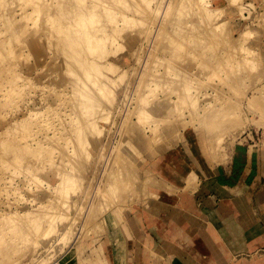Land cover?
I'll return each mask as SVG.
<instances>
[{
    "label": "rangeland",
    "instance_id": "obj_1",
    "mask_svg": "<svg viewBox=\"0 0 264 264\" xmlns=\"http://www.w3.org/2000/svg\"><path fill=\"white\" fill-rule=\"evenodd\" d=\"M58 1L59 0H2V2H0V60H1L0 61V264H55V263L56 264H91V259L95 260L93 261L94 264H121L120 262H118V255H119V250L122 245L121 234H120L121 233L120 229L122 227V224H124L128 230V239L126 242V255L127 256L125 257L126 259L122 261L124 262L123 264H149L145 260L146 258L148 260V256H150V254L154 255L155 248H156L155 245H156V242L158 241L159 243H161L160 241H163L166 243V245H168L167 247H165V250L166 252H168L169 255L173 254V248H172V245H170V243L172 242L170 240L176 243L180 242V244L182 245L183 248H185V250L188 249L187 247L188 239L190 241V238H191V241L193 242L194 241L193 238L200 237V235L202 234V229H203L201 226L197 227L195 225V222L193 221L195 219L193 209L195 208V205H197L194 196L197 193V188H199V186L201 185V182L208 176L210 170L213 169V167L221 163L220 161L221 159H225V160L227 159V157L230 155L232 150L239 143L253 144V143H259V142L264 141V123H263L264 122V116H263L264 115V0H241V2H239L240 0L239 1L233 0L231 1L233 2L231 3V5H230L229 0H207V1L206 0H203V1L202 0H162V1L161 0H151L152 4H150V2H148L147 0H146L147 2H138V3L132 2L133 0L132 1L130 0L129 2H126L125 4L123 1H126V0H122L121 2L120 1L118 2V0L116 2L113 0L111 1L106 0L105 2L103 0L102 1L100 0L98 1L100 3H96L95 5H94V2H92L94 0H90V2H92L93 4L90 2L87 4L89 0L88 1L86 0V2L85 0H81L82 3L80 4H79V0H77L78 4H76L77 3L76 0L75 1L68 0L69 3L75 2L76 4V5L69 4L70 6L67 5L69 8H73V9H70V11L77 9L78 5H81V7L79 6V8L80 9L83 8L82 10H85V12H87L88 10L87 6L89 4L90 5L92 4V7H91L92 9L95 8L96 5H98L96 6L95 9L92 10L94 12L97 8L103 9V10L102 9L96 10L95 18H94L96 22L93 21L90 24L89 31L86 33V36H93V32L95 30H96L95 33L97 35H99V33L101 32L100 34L103 35V38L102 36L100 37V35L99 37L98 36L95 37L96 34L94 33V37L96 39L100 38V42L98 41L97 46H96L97 48L95 47V50L98 53L100 49H102L100 51H103L105 49V51L99 52V53L100 54L103 53V56L105 57L104 52H106L107 53L106 56L108 54L110 56L109 58L107 57L106 59H103L101 58L102 56L99 55V53L98 54L95 53L94 57H92L93 55H89L87 56V59L89 60L91 58L90 60L94 61L99 57L97 63L99 61L102 62L99 65V69H100V66L102 67H105V66L107 67V65L108 67L116 66L114 67L115 68L114 70L117 71V74H118L116 75L117 76L116 77L114 75L116 74V72L114 71L113 73V71H110L109 70L110 68L108 69V67H107V70L110 72L105 70L106 67L105 69L104 68L100 69V72L102 71V69L105 70V72L103 70L104 73L107 72L106 74L101 72L100 76H102L103 78L99 77L100 81L103 80L104 83H107L105 85L109 86V87L104 86L105 88L104 92H106L105 94H107L110 89H112L113 93L110 90L111 94L109 95L110 96L109 98L110 100H109L107 98L104 99L101 96L104 94L102 90H101L102 92L98 90V92L101 94L97 93L96 95L97 98L99 96L98 98L99 102L97 101V103L99 104L101 103V104L97 105L96 103L95 105L96 111L94 110L95 113L93 112V115H95V117L92 114L90 115L89 113L87 114L90 115V117L88 115L86 116L88 117L89 120L95 119V122H96L95 126L96 127L98 126V129L101 127L98 132L101 133V130H102V134L100 135V133L97 132L99 136L96 137V135L93 134L94 132L93 133L92 131L89 132L88 131L89 129L88 130L83 129L84 132L87 131L85 132L86 135L89 132V135H87L86 137L89 143L88 147L91 148L90 149L91 155L88 157L89 159L88 158L87 159L92 161L91 158H94L93 161L89 163L85 155L80 156V161H81L80 164H82V167L84 169L89 168L88 171L85 173L86 177L90 178L91 172L89 170H92L95 168L97 169L96 170L97 172L101 170L100 172L101 178L103 177L104 178L103 180L105 181V177L107 179V177L110 176V173L112 171H117L116 169L117 166H118V170H120L119 168H121L120 167L121 163L123 162V165H125L124 161L125 162L128 161L129 164L130 163L132 164V166L129 165V167L134 168L135 172H137L136 170L140 172V173L138 172L136 173L137 178L140 177L139 179H144L146 178L145 172H151L154 175H156V178L162 179L161 181L164 182V185L171 188L170 193L171 191L173 193L170 194L168 192H164L163 190L161 191L154 190L156 193H158L156 194L158 195L156 196V198L147 196L146 198L144 197L145 199L141 198L137 200V202L134 200L133 203L128 204L129 207L127 206L126 209L122 210L121 217H120L121 220L119 219L117 223L115 224H109V228L107 227L108 229L104 228L105 222L102 223L103 225H99V226H96L94 222L89 223V221H88L89 224H83L82 215L84 214L86 210V208H84V210L82 211L83 213L79 216V218L80 217L81 218L80 219L78 218V220H76V223L71 228L70 234L65 235L64 238L62 235H64L63 232L65 233V231L67 230L66 228L68 226L66 225L69 223L67 222L66 224V220L70 221V218L73 216V212H71V217H69L68 219H65L63 223H61L62 221L59 222L61 225H58L59 223H56L57 221L56 222L53 221L54 223H56L54 225L56 226V229L58 227L57 230L56 229L52 230L54 226L52 229L51 228L49 229L51 225L46 226V225H49V223L46 224L47 217L42 218L44 211L43 213L42 211H39L38 212L39 214L31 213L33 212L31 210H33L37 206L36 202L39 201L38 203H41V202L44 203L46 199H48V196L52 197L50 195L49 185L55 184V182L50 183V176L52 175L54 171L53 169L54 167L51 166L50 168L48 164L50 160H48L47 161L48 163H47L46 162L47 159L42 158L44 156L42 155L44 154V150H42V146L45 147L48 144L46 146L48 147L49 145H51L52 140H53L52 143H56L60 140L59 143H57L59 144L58 146L67 147V145L65 144L66 143L65 138L68 139V137L74 135L72 134V131H68V130H71V127L73 129V126H75V124L77 125L78 123L76 122L77 118L79 119L78 113L75 111V109L74 110L72 109L75 108V106H77V103H79L81 99L79 101L76 100L78 101L76 103L74 102L76 98L71 99V101H69L71 97L72 98L74 97L73 94H74L75 88L71 84L74 81L71 80L72 78H69L72 76L70 75L71 72L68 69L69 63H67L68 62L67 57H65L66 55L62 54V45L60 43L55 42L57 37L55 38L54 33H51L52 28L55 27V26L52 27L53 12L57 11L59 13L58 16H61L59 11H62V10L66 11L67 9H69L66 6L64 7L65 9L62 8V10L59 9L58 11V8L60 6L62 7V5H60L62 1H60V3ZM130 2L135 3V5L133 4L134 6L129 7L131 6ZM160 2L161 4H159ZM236 2H237V6H236ZM56 3L59 5L58 7L56 6ZM102 3H105V4L102 5ZM120 3H122L125 6H123ZM128 3L129 5H127ZM107 4L109 5L110 9L106 8L108 7ZM247 4L248 5L250 4V5L247 6ZM71 5L73 7H71ZM100 5H102V7ZM110 5H112L113 7L111 8ZM2 6H5V8H3ZM85 6L87 10L84 9ZM204 6H207V7H204ZM240 6H241V9H240ZM250 6H252V8ZM45 8L47 9L48 12L46 11ZM80 9L79 11H82ZM43 10L45 13L43 12L41 14L40 12ZM247 10L248 11L251 10L250 15L248 14L249 12H247ZM99 11H100V14H99ZM238 11L242 12V14H240V12ZM66 12L70 13L69 10ZM66 12H64V14L62 13L61 14L69 18L70 16L68 17V14ZM54 13H55L54 15L58 17L57 16L58 13L56 12ZM96 13L99 16L97 18L100 19V16H101L103 21L102 20L99 21L98 19H96ZM44 14L46 15L44 16ZM221 15L222 16L224 15V16L222 17ZM240 15H242L241 17L243 18H241ZM60 18L62 19L64 18V16ZM61 19H58V20H60L61 22L64 21L65 26L68 27L70 25L66 23L65 18H64L65 20H61ZM219 20H221L222 24L223 23L224 24L227 23V24L222 25ZM97 21H99V23L100 22L102 23V24L100 23L101 25V26L99 25L100 27L98 26L99 23H97ZM180 21H182L184 24ZM228 21H229V24H228ZM218 25L219 26L222 25L223 27L224 26L225 27L224 28L222 26L219 27ZM49 26H50V31L47 32L49 29H46V28ZM94 27L97 29H95ZM123 29L125 30L124 34H123ZM221 29L223 31L225 29L224 33ZM175 30H179V31H175ZM90 31H92L91 32L92 35L91 33L89 34ZM116 31L118 33L120 31L122 33H119L118 35H116L117 36L116 37L114 35ZM158 31L160 34H158ZM220 31L222 32V34ZM73 32L76 34L75 31ZM49 33L52 34L51 38H49L50 37ZM218 36L223 39V42L221 41L222 39H220ZM94 37H92L93 41L95 40ZM155 37L156 38L158 37V38L156 39ZM52 38L53 39L55 38V40H53ZM239 39L240 41L242 39L240 43H239ZM226 40H228L229 42ZM172 41L174 43H171ZM5 43L6 45H4ZM172 44L175 46H172ZM167 45H169L170 48ZM63 46L65 45L63 44ZM77 46L76 48L81 47V46L80 47H77ZM115 46L117 49L115 48ZM231 46H232V49H230L231 50L230 52L229 48H231ZM234 46L235 47L237 46V48H235ZM108 49L112 50L114 53L110 50L108 51ZM157 51L159 54L157 53ZM142 52H144L147 55H145L144 53L142 54ZM114 54L116 55L114 56ZM136 54L139 57H136ZM150 54H153V57ZM229 54H231L233 58ZM96 55L97 57L95 59ZM225 56H229L230 59L229 57H225ZM153 58L154 59L156 58L155 60H158V62H156ZM163 58L167 59V61L166 60L164 61ZM139 59L142 60L143 62L140 61ZM149 59L150 61H148ZM152 59L154 61L153 64L151 63L153 62ZM161 59L163 62L161 61ZM134 60H137V61L135 62ZM138 60L142 64L144 63V67H142L143 66L142 64L139 65ZM145 60H146V63H145ZM159 61L161 63H159ZM235 61L236 62L238 61V62L236 63ZM103 62L105 64L107 62L108 63L107 65H105L103 64ZM165 62L167 65H169L170 68L174 67L173 70L175 69V71H177L176 73H180V74L174 73V71H172V68L170 69L168 66H167V69H169L168 71H171V72L165 73V71H167V69L165 68L166 65L163 64ZM148 63H149V66H148ZM158 64H161L160 66H163V67L162 68L159 67ZM154 65L156 68L153 67ZM157 65H158V68H157ZM173 65H176L177 67ZM147 66L149 68H148V71L146 72ZM206 66L208 67L210 66V68H206ZM132 67H134L135 69H131ZM150 67L154 70H151ZM163 68H165V70H163ZM205 68L209 70L207 71ZM237 68H238V71H237ZM139 69L141 70V72L136 73L135 71H140ZM181 69L184 75H182L183 73L181 72ZM224 69L226 70L224 71ZM199 70L201 73L199 72ZM78 71L79 73L77 74ZM78 71L76 72L78 77H84L85 72H87V68L81 67L79 68ZM154 71L155 72L157 71L156 75L158 76H160L159 74L162 73L161 74L162 76L158 78V76L155 75ZM152 72L154 76H152L153 75ZM169 73L171 77H173V75L174 77L176 76L175 80L174 78L170 77ZM140 74H141V77H140ZM163 74H166V76ZM192 75L196 77L194 78ZM142 76H144V78L147 76L148 77L145 78L144 80V78L142 79ZM149 76L150 78L154 77L152 78V80L154 81V85L152 84L153 81H150L151 79L149 78ZM155 76L157 77V80L158 79L160 80L162 78V80H160L161 82L159 80L158 81L155 80L156 79ZM119 77H122V79H120ZM182 77L184 79H182ZM191 77L194 78L195 80L192 79ZM109 78L112 80V83H110L111 81H109L110 80ZM126 78L127 80L124 81ZM148 78L150 79L149 81H148ZM69 79L72 81L71 83ZM165 79L166 81L168 79L169 83L170 82L172 83L173 80L174 81L172 84H169L163 81ZM169 79L171 80L169 81ZM180 79L182 81H180ZM92 80H93L92 78H90L89 80L87 79L84 80L86 82V85H87L86 87H88V89H92L93 87ZM121 80H123V82ZM190 80H194V81L192 82ZM118 81L120 82L118 83ZM144 81H147L149 85ZM186 81H188L189 83L183 84ZM135 82L137 83L140 82L139 83L140 85L136 84ZM149 82L150 83L152 82V83L150 84ZM159 82L161 84L163 83L162 84L163 86H164V83L170 86L167 87L166 85V88H164L165 86L162 88V86L158 84ZM205 82H207L206 84L209 83L207 85V88H209L213 92L206 89ZM117 83L122 84V85L121 86L117 85ZM155 83H157L158 86H156L157 84L155 85ZM136 85H138L139 87L137 88ZM119 86L122 88H120ZM148 87H150L151 89L155 88L156 96H155L154 91L151 92V94L149 93L152 90L148 91L147 89H150ZM215 87L217 88V90L219 88V90L217 91ZM114 88H115V91H113ZM139 88H142V89L140 90ZM138 89L140 92L138 91ZM203 89L208 90V91H204ZM143 90L144 91L146 90L148 94L144 92ZM200 90H203V91L200 93ZM127 91H128V94H127ZM130 91H132L131 94H129ZM198 91L200 94L198 93ZM219 91L220 93H218ZM123 93L125 94V96ZM164 93L166 95L167 101L165 100ZM204 93L208 95L209 98H207ZM157 94H158V97H157ZM193 94L194 96L191 97ZM197 94L200 95V97H198ZM210 94H211V97H210ZM126 95H129V98ZM203 95L207 98V101L205 97L204 99L202 98ZM153 96L155 97L153 98ZM197 97H198L197 100L199 101L194 99ZM79 98L77 97V99ZM145 98H148L147 101L145 100ZM162 98L163 100L160 101V99ZM192 98L193 100H191ZM155 99L156 101H160V103L157 102V105H156ZM202 99L205 101H202ZM130 100H132L131 104H130ZM168 100L169 102L170 101L172 102L169 103ZM122 102L124 104H121ZM110 103H113V104H110ZM122 105H125V106H122ZM147 105H149V107ZM197 105H200V106L198 107ZM204 105L206 107H204ZM96 106L98 108L100 107L99 108L100 110L97 109ZM107 106L109 107L107 108ZM126 106H128L129 108ZM136 106L138 107L136 108ZM142 106H144L145 108L146 106L148 108L150 107L151 108L150 109L146 108L148 111H146L145 108L141 110ZM154 106L157 108L159 107V109L155 108ZM193 106H197L196 108L201 109V110L194 109ZM139 107H141L140 110H138ZM152 107L155 109V111ZM203 108H206V110H204ZM114 110L115 112H113ZM162 110L163 112H161ZM136 111L137 112L139 111V112L137 113ZM158 111H159V116H158ZM103 112L105 113L107 112L109 115L106 114V116H104L105 113L103 114ZM112 112L114 114H112ZM134 112L137 114L136 116L133 115ZM140 112L142 113L145 112V115L147 114L146 117L145 116H143V118L140 117L139 114L142 116V113ZM152 113L155 115H153ZM179 113L183 114V116L179 115ZM70 115L71 117H69ZM148 115L150 116V118H148L149 117ZM199 115L200 116L202 115L204 119L202 118V116L199 117ZM72 116L76 122L75 124H74V121L71 120ZM100 116L101 117L104 116L103 120L105 119L106 122L103 121L100 118ZM151 116L153 120H150ZM86 117L85 119H87ZM96 117L99 119H96ZM106 117H108L107 120H106ZM153 117L156 119V121ZM158 117L161 118L162 121H165V120L169 121V124L168 122H163V123H166V125H169V126L172 125L171 128L173 130L169 128L170 131L168 129L169 131L168 132L167 131L168 126H166L165 124L163 125V123H161L162 121H159L160 119H158ZM146 118H148V120ZM173 118L175 119V122H174L175 124L172 123L174 121ZM189 118L191 119L194 125L192 124ZM202 119H203L202 124L205 121L206 122L208 121L212 125L211 127H209L210 129L207 128L208 126L204 127L203 125L205 124L200 125L201 121L199 120H202ZM140 120H143L142 124H144L143 125L144 129L141 127L142 124H138ZM68 121L70 125H68L69 124ZM182 121H184V123ZM153 122L154 124H157V126L154 125ZM65 123H68V124H65ZM209 123H206V125L210 126ZM235 123L237 127H236V130L234 131ZM61 125L63 129L60 128ZM149 125L155 126L156 130H158L157 132L161 134L163 132V136L164 137L168 136V138L166 139L165 137V140H164L163 139L164 137L160 134L161 141L157 142V146H155L156 144H153L155 143L154 141L151 143L152 140L151 139L149 140V138H147V143L145 144V146H142L141 149H139L134 144L133 140H135L134 138H136L137 135L149 137L148 136L149 134L147 133L149 131V128H148ZM183 125L184 126L186 125V126L183 127ZM198 125H200L201 127H199ZM173 126H176L177 129ZM160 127H162L163 130H161ZM231 127H233L232 128L233 131L231 130ZM67 128L68 130L64 132L63 130H66ZM205 128H207L209 131L206 130ZM212 128L216 130L215 132L216 134L218 133L217 134L218 136H217L213 132V135L219 138L218 140H215L217 141L215 142L216 144L210 142L212 140V137H214L212 134L209 135V132L211 133V130H213ZM56 130L57 131L59 130L58 131L59 135ZM76 131L73 132L75 133V135H77L78 133L79 134L81 133V131L80 132L78 131V133L76 134ZM165 131L168 133L171 132V134H168ZM62 132L63 134H60ZM84 132L81 133V135H84ZM64 133L69 134V135H64ZM176 133H178L179 135H177ZM31 135L34 138V140H31ZM53 135L57 139H55ZM208 135L212 136L211 139L210 138L208 139ZM220 135L222 138L221 140L219 137ZM91 136H93L94 139L91 138ZM48 138L49 139L51 138L52 140L50 139V142H49ZM207 139L210 140L209 141L210 144H207L208 142ZM44 140H47V141H44ZM160 144L163 145L161 146V148H163L161 153H158L157 151L155 152L154 147H156V150H157L158 149L157 147L160 148ZM184 144L186 145V147H184ZM69 145L71 146V144ZM102 145H103V148H101ZM216 145L218 149H215ZM218 145L220 146V149H222L221 153L219 152L220 150H219ZM26 146L28 148L32 147L33 149L32 148L27 149ZM54 146L56 147L55 149H54ZM54 146H52L53 149H51V151L54 150V152H52V154L50 152V155L48 156H51V155L54 156L52 158H54L55 160H58L59 158L61 159V157L63 156L62 155L63 153L61 152L62 148L59 151V149H57V145H54ZM112 146L115 148H113ZM213 146H214L215 151L214 149H212ZM6 147H8V149ZM34 148L35 150L40 149V151L34 152L33 151ZM70 148L71 147L69 148L67 147L66 149H70ZM167 148L169 149L167 150ZM114 150L117 152L119 151V154L115 153ZM38 153L40 154L42 153L41 154L42 156L40 157L39 156L40 154L38 155ZM56 153L59 155H57ZM216 153H219L220 155ZM121 154L123 155V157ZM117 155H121V156H117ZM101 156L103 157L102 159L103 162H101ZM212 156L215 158H213ZM44 157H46V155ZM119 157L122 158L121 161ZM35 159L37 160L36 162H35ZM111 159L114 160V163H113V165H115L114 168H113V165H110L113 162L111 161ZM40 160L43 162H39L40 164H38V161ZM95 160L98 162H101V164L98 162H94ZM213 161H216V162H213ZM85 163L88 164V166H86ZM41 164H43L42 168L44 167V170L46 171V173L45 171L41 170L42 169L40 167ZM75 165H77V163ZM75 165L73 167H75ZM110 166H111V169H110ZM36 167H38L39 169V174H38V170ZM33 168L34 170H32ZM45 168L47 169L49 168L50 172L49 170H46ZM108 169L110 170V172ZM30 170H32L33 173ZM106 171H108L109 175L107 174ZM35 172L38 175L35 174ZM102 173L104 176L102 175ZM105 173L107 175H105ZM32 176L33 178L31 179ZM34 177L35 179L37 177L39 178L38 183L40 186H42L41 184H43L44 182L46 184L40 187L38 183L36 184V182L35 183L33 182L35 180ZM187 179L192 182L187 181V183H185ZM192 179L195 180L194 183ZM40 180H43L41 184H40L41 182ZM84 181H82L83 185L80 184L81 192L77 188V193H80L79 194L80 196H81L82 190L84 188H87V181L86 180ZM189 184L190 185L192 184L195 186L191 185L190 187ZM139 185H140V182H139ZM38 186L39 188H42L40 189V192H37L39 190ZM185 186H187V188L189 187L190 189L189 188L187 189ZM193 187L196 189H194ZM90 188L93 189L92 186ZM192 188L194 189V192L192 191L193 190ZM43 189L47 190V192L49 193H47L46 191H43ZM148 190H151V187H149ZM30 191L35 192V194L34 193L31 194ZM74 193L75 195H78L76 194V192ZM43 194L44 196H42ZM45 194L47 195V197ZM69 194H70L69 196H73L71 198L76 197L73 194V192ZM41 196L43 197V199H41L42 198ZM39 197H40V200L37 199ZM33 200L35 203L33 202ZM85 202H82V203H85ZM53 209H56V208L54 207ZM106 209L108 211L106 210L105 212L100 213L99 214L100 216L99 215L97 216V218L95 219L96 222L99 221L100 218L102 220L103 213L104 215H106V212H109L111 210L109 208H106ZM28 213L29 214L31 213V214L26 215ZM35 215L37 216V218H38V215H42L39 217L41 220L39 218L36 219ZM49 217L48 218L50 220L52 216H49ZM42 219L43 220L45 219V221H42ZM17 223L19 224L17 225ZM38 224L40 225L41 228L39 227ZM35 225L39 227V229L41 230L44 229L42 231L43 233L41 232V230H39L41 233L37 231L41 235L36 232L35 229L37 227ZM42 225L45 228H43ZM89 225H91V227ZM32 228H35V229H32ZM173 228L181 231L179 237H177L176 235L172 236L171 232ZM27 229L32 230V232L34 230V234L31 233L30 230L29 232L25 231ZM76 229L79 231L77 232ZM44 231L46 234H44ZM48 231H50L51 233L53 232V235H51V233ZM54 231L58 232L57 233L58 236L55 235L56 232ZM20 232L22 233L20 234ZM75 232H77L78 234L80 232L82 233H80L79 234L80 236H79ZM84 232H86L88 236L86 233L84 234ZM24 233H27V235H23ZM28 233L30 234V236ZM95 233H96V236H95ZM70 235L72 237H70ZM22 236L23 237L28 236V237L27 238L24 237L22 239L21 238ZM45 237H47L48 241L47 239H45ZM82 237H84L83 238L84 240L82 239ZM41 238H43L42 240L46 241V243L40 240ZM76 238H79L78 241ZM35 239L38 241H36ZM54 239H57L56 242ZM58 239L59 241L64 240L66 243H64V241L59 242ZM70 239H72V242H70L71 241ZM39 241H41V245ZM37 242H39L38 243L39 245L36 244ZM68 242H70V244ZM34 243H35V246H34ZM61 243L62 245L64 244L63 245L64 248L62 246L58 248H60L62 252H60V249L57 248V246H60ZM67 243L69 244V246ZM65 245L68 247L66 248ZM48 246H50V248ZM52 249L54 253L52 252ZM57 249L59 250L60 253L58 252ZM160 249L162 250V247ZM174 251L176 255L179 257H181L182 256L181 254L185 252L181 250L179 247L178 249L175 247ZM50 252L55 254V256H53L52 253L50 254ZM184 255H187V254L184 253ZM50 256L54 257V258L51 257L53 260L50 258ZM48 258H50L49 259L51 260L50 262H46V259ZM231 264H236V262H233ZM243 264H251V263L245 262Z\"/></svg>",
    "mask_w": 264,
    "mask_h": 264
},
{
    "label": "bare ground",
    "instance_id": "obj_2",
    "mask_svg": "<svg viewBox=\"0 0 264 264\" xmlns=\"http://www.w3.org/2000/svg\"><path fill=\"white\" fill-rule=\"evenodd\" d=\"M60 1H62L61 3H60ZM66 1H68V0H66ZM65 0H59L58 2L60 3V5H62V7L60 6L59 8H58V11H59V9L60 10H62V8H64V7H66L67 5H69V4H74V5H76V4H78V2H77V0H76V4H75V2L74 3H69V1L68 2H66ZM72 1V0H71ZM73 1H75V0H73ZM88 1V0H87ZM98 1H100V0H94V1H92V2H94V5L96 4V3H100V2H98ZM102 1V0H101ZM104 2L106 1V0H103ZM111 1V0H110ZM113 1H117V0H113ZM121 2L122 0H118V2ZM130 0H126V1H123L124 2V4L126 3V2H129ZM132 1V0H131ZM148 2H150V4H152V1L151 0H147ZM146 0H133L132 2H147ZM162 1V0H161ZM203 1V0H202ZM207 1V0H206ZM205 1V2H206ZM230 1V5H231V3H233V2H231V1H233V0H229ZM235 1H237V0H235ZM234 1V2H235ZM239 1V0H238ZM0 2H2V0H0ZM22 2V1H21ZM57 2V3H58ZM85 2H86V0H85ZM84 2V3H85ZM90 2V0L87 2V4ZM92 2H90V3H92ZM117 2V3H118ZM239 2H241V0L239 1ZM56 3V6L58 7L59 5ZM80 3H82V1L81 0H79V4ZM108 3V2H107ZM116 3V4H117ZM131 3V2H130ZM203 3V2H202ZM86 4V3H85ZM93 4V3H92ZM92 4L90 5H88L87 6V9H86V6H85V8L84 9H86L87 10V12H85V10H82V9H80L79 8V6L81 7V5H78V8L80 9V10H82V11H79V9L77 8V9H75V10H71V11H73V12H75V13H73V12H71L70 11V9H73V8H69L68 6H67V8H69V9H67L66 11H68L69 10V12L70 13H67L66 11H64V10H62V11H59L60 12V15L61 16H58L59 15V13L57 12V11H54V12H56V13H58L57 14V16L58 17H56V15H54L55 13L53 12V14H52V16H53V23H52V27L53 26H55V27H53L52 28V32L51 33H54V35H55V38H56V40H55V38L53 39V40H55V42L56 43H60L61 45H62V54L63 55H66L65 57H67V63H69V65H68V69H69V71L71 72V76L72 77H69V78H72L71 80L72 81H74L73 83H71L72 81L70 80V83L72 84V86L75 88H73L74 89V94H73V98L71 97H69L70 98V100L69 101H71V99H74V98H76L75 99V103L76 102H78L80 99V102L79 103H77V106H75V108H73L72 110H74L75 109V111L78 113V117H79V119L77 118V120H79V121H77L76 120V122H78L77 123V125L75 124L76 122H75V120H74V118H73V116H75V115H73L72 116V119L71 120H73L74 121V124H75V126H73V129H72V127H71V130H68V128L66 129V130H63L64 132L65 131H72V134H74L73 136H70V137H68V139L67 138H65V140H66V145H67V147L69 148V147H71L70 149H66L67 147H65V146H58L59 144H57V143H59V141L58 140H56V141H58V142H56V143H52L53 142V136L50 138L51 140H52V142H51V145H49L48 147H44V146H42V150H44V154H42V155H46V157H42V158H46L47 160H46V162L48 161V160H50L49 161V166H50V168H51V166L52 167H54L53 169H54V171H53V173H52V175L50 176V183H52V182H55V184L54 185H49V189H50V195L52 196V197H50V196H48V199H46V201L44 202V203H38V202H36V207L33 209V210H31V211H33V212H31V213H37V214H39L38 212L39 211H42V213H43V211H44V214H43V216L42 215H38V218L40 217V216H42V218H46L47 217V219H46V221H47V223L46 224H48L49 223V225H46V226H50L49 227V229L51 228H53V226L56 224V223H59V222H61V223H63V221L65 220V219H68L69 217H71V212H73V216L70 218V221L68 220H66V224H67V222H69L66 226H68L66 229V231H65V233L63 232V234L64 235H62L63 236V238H64V236L65 235H69L70 234V231H71V228L74 226V224L76 223V220H78V218H79V216L83 213L82 211L84 210V208H86V210H85V212H84V214L82 215L83 216V224H89V223H93L94 222V224L96 225V226H99V225H103L102 223L103 222H105L104 224H105V227L104 228H109V224H115V223H117V221L120 219L121 220V212H122V210H124V209H126L127 208V206H128V204H130V203H133L134 202V200L137 202V200H139V199H141V198H146L147 196H149V197H154V198H156V196H158V195H156V194H158V193H156L154 190H158V191H161V190H163L164 192H168V193H170V189L171 188H169V187H167V186H165L164 185V182L163 181H161L162 179H159V178H156V175H154L153 173H151V172H145V177L146 178H144V179H139L140 177H138L137 178V176H136V173L138 172V173H140L138 170H136L137 172H135V169L134 168H132V167H129V165H131L132 166V164L130 163H128V161H124V163H125V165H123V162L121 163V165H120V167L121 168H119L120 170H118V166L116 167V169H117V171H112L111 173H110V176L109 177H107V179H106V177H105V181L103 180L104 178L102 177L101 178V175H100V172H101V170L99 171V172H97L96 170L97 169H95L94 167V169H92V170H89L91 173V176H90V178L89 177H86V172L88 171V169L87 168H83L82 167V164H80V156H86V159L91 155V152H90V149L91 148H89L88 147V145H89V143H88V140H87V135H89V132L90 131H92V133L93 134H95L96 135V137H98L99 136V134H97V132L99 131V129L101 128H99L98 129V126L96 127L95 126V124H96V122H95V119L94 120H89L88 119V117H86L88 114L87 113H89L90 115L92 114L93 115V112L95 113V105H96V103H97V101L99 102V100H98V98H99V96H98V98H97V93H99L98 92V90L99 91H103L104 92V90H105V88H104V86H106L105 84H107V83H104V81L102 82V81H100L99 80V77H102V76H100L101 75V72L102 73H104L105 72V70L106 71H108L107 70V67H108V65H107V63L105 64L104 62H103V64H105V65H107V67H106V69H105V67H102V66H100V69L101 68H104V69H102V71L100 72V69H99V65H100V63H102V62H98L97 63V61H98V59H99V57L96 59V57H97V55L95 56V59L96 60H88L87 59V56H89V55H93L92 57H94V54L96 53V54H98L99 52H103V51H105V49L103 50V51H100V50H102V49H100L99 51H98V53H97V51L95 50V47L97 46V43H98V41L100 42V38H98V39H96L95 37L96 36H98L99 37V35H100V37L102 36V38H103V35L102 34H100L99 33V35H97L96 33H95V31L93 32V36H86V33L89 31V27H90V24L93 22V21H95L96 22V20L94 19L95 18V12H96V10H98V9H102V8H97L96 10H95V12L94 11H92L93 9H95L96 8V6H98V5H96L95 6V8H91L92 7ZM103 4H105V3H102V5ZM119 4V3H118ZM120 4H122V3H120ZM135 5V3H131V6H129V7H132V6H134ZM146 4V3H145ZM149 4V5H150ZM158 4V3H157ZM159 4H161V2L159 3ZM158 4V5H159ZM201 4V3H200ZM199 4V5H200ZM210 4V3H209ZM242 4V3H241ZM240 4V5H241ZM244 4V3H243ZM55 5V4H54ZM93 5V6H94ZM102 5H100L101 7H102ZM108 5V4H107ZM123 5V4H122ZM127 5H129V3L127 4ZM207 5V4H206ZM229 5V4H228ZM233 5V4H232ZM235 5V4H234ZM250 5V4H249ZM248 4H247V6H249ZM56 6H55V8H56ZM70 6V5H69ZM84 6V5H83ZM111 6V8L113 7L112 5H110ZM123 6H125V5H123ZM146 6V5H145ZM148 6V5H147ZM208 6V5H207ZM207 6H204V7H207ZM236 6H237V2H236ZM3 8H5V6H2ZM7 7V6H6ZM71 7H73L72 5H71ZM106 7V6H105ZM151 7V6H150ZM163 7V6H162ZM165 7V6H164ZM199 7H201V6H199ZM202 7H203V5H202ZM209 7V6H208ZM229 7V6H228ZM235 7V6H234ZM251 8H252V6H250ZM75 8H76V6H75ZM104 8V7H103ZM107 9H110L109 8V5H108V7H106ZM147 8V7H146ZM160 8V7H159ZM245 8V7H244ZM46 9V8H45ZM44 9V10H45ZM65 9V8H64ZM157 9V8H156ZM204 9V8H203ZM232 9V8H231ZM240 9H241V6H240ZM44 10L43 11H41L40 13L42 14L43 12H44ZM49 10V9H48ZM77 10H78V12H77ZM103 10V9H102ZM106 10V9H105ZM104 10V11H105ZM153 10V9H152ZM151 10V11H152ZM160 10V9H159ZM237 10H239V9H237ZM46 11H47V9H46ZM66 12L67 14H68V17L69 18H67V16L65 17V15H62V14H64V12ZM245 11V10H244ZM251 11V10H250ZM250 11H248L247 10V12H249L248 14L250 15ZM48 12V11H47ZM52 12V11H51ZM50 12V13H51ZM63 12V13H62ZM156 12H157V10H156ZM155 12V13H156ZM205 12H207V11H205ZM220 12V11H219ZM238 12H240V11H238ZM39 13V14H40ZM45 13V12H44ZM62 13V14H61ZM74 14V16H73V14ZM134 13V12H133ZM137 13V12H136ZM224 13V12H223ZM235 13V12H234ZM47 14V13H46ZM46 14H44V16L46 15ZM49 14V13H48ZM99 14H100V11H99ZM145 14V13H144ZM147 14V13H146ZM164 14V13H163ZM207 14V13H206ZM213 14V13H212ZM240 14H242V12H240ZM155 15V14H154ZM153 15V16H154ZM211 15V14H210ZM210 15H208V16H210ZM215 15H216V13H215ZM248 15V16H249ZM40 16H42V15H40ZM48 16V15H47ZM55 16V17H54ZM62 16H64V18L66 19H64V18H60V17H62ZM73 16V17H72ZM92 16H93V18H92ZM213 16V15H212ZM222 16V15H221ZM224 16V15H223ZM222 16V17H223ZM242 15H240V17H241ZM97 17H99L98 16V14L96 13V19H98ZM221 17V18H222ZM251 17H252V15H251ZM54 18H56V19H54ZM61 19V20H65L66 21V23H68V24H70L68 27L67 26H65L64 24H65V22L64 21H60V20H58V19ZM214 18V17H213ZM220 18V17H219ZM241 18H243V17H241ZM249 18V17H248ZM255 18H256V16H255ZM209 19V18H208ZM223 19V18H222ZM252 19V18H251ZM99 21H103V19L101 18V16H100V19H98ZM243 20V19H242ZM253 20H254V18H253ZM258 20V19H257ZM99 21H97V23H99ZM212 21V20H211ZM220 21V23H221V20H219ZM239 21V20H238ZM180 22H182V21H180ZM179 22V23H180ZM224 22V21H223ZM227 22V21H226ZM101 23V22H100ZM100 23L98 24V26L100 25ZM183 23V22H182ZM219 23V22H218ZM217 23V24H218ZM67 24V25H68ZM102 24V23H101ZM177 24H178V22H177ZM184 24V23H183ZM222 24V23H221ZM227 24V23H226ZM226 24H222V25H226ZM228 24H229V21H228ZM242 24V23H241ZM256 24V23H255ZM222 25H218L219 27H221ZM101 26V25H100ZM99 26V27H100ZM156 26H157V24H156ZM200 26V25H199ZM215 26V25H214ZM217 26V25H216ZM120 27V26H119ZM179 27H180V25H179ZM213 27V26H212ZM218 27V28H219ZM223 27V26H222ZM225 27V26H224ZM223 27V28H224ZM258 27V26H257ZM46 28V27H45ZM45 28H44V30H45ZM95 28V27H94ZM121 28V27H120ZM123 28H124V26H123ZM128 28V27H127ZM211 28V27H210ZM216 28V27H215ZM217 28V29H218ZM46 29H49L47 32H49L50 31V26L49 27H47ZM95 29H97V28H95ZM226 29V28H225ZM225 29H224V31H225ZM247 29V28H246ZM43 30V29H42ZM41 30V31H42ZM92 30V29H91ZM94 30V29H93ZM117 30H119V29H117ZM179 30H181V29H179ZM179 30H175V31H179ZM183 30V29H182ZM222 30V29H221ZM73 31H75L76 32V34L73 32ZM122 31V30H121ZM124 29H123V34H124ZM208 31V30H207ZM218 31V30H217ZM223 31V30H222ZM224 31H223V33H224ZM44 32V31H43ZM46 32V31H45ZM92 31H90L89 32V34L91 33ZM97 32H99V31H97ZM212 32V31H211ZM216 32V31H215ZM221 32V31H220ZM245 32V31H244ZM251 32V31H250ZM94 33L96 34L95 35V37H94ZM119 33H122V32H120L119 31ZM117 31H116V33L114 34L115 36L116 35H118L119 34ZM150 33V32H149ZM174 33H176V32H174ZM226 33V32H225ZM246 33V32H245ZM122 34V35H123ZM158 34H160L159 33V31H158ZM181 34V33H180ZM221 34H222V32H221ZM231 34V33H230ZM242 34V33H241ZM51 35L52 34H50L49 33V38H51ZM53 35V36H54ZM88 35V34H87ZM91 35H92V33H91ZM121 35V36H122ZM148 35V34H147ZM179 35V34H178ZM206 35V34H205ZM213 35V34H212ZM217 35H219V34H217ZM245 35V34H244ZM46 36H48V35H46ZM120 36V35H119ZM158 36V35H157ZM174 36V35H173ZM223 36V35H222ZM226 36H227V34H226ZM225 36V37H226ZM40 37V36H39ZM45 37V36H44ZM92 37H94L95 38V40L93 41V39H92ZM117 37V36H116ZM148 37V36H147ZM153 37V36H152ZM172 37V36H171ZM201 37V36H200ZM215 37H216V35H215ZM219 37V36H218ZM240 37V36H239ZM37 38V37H36ZM156 38V37H155ZM158 38V37H157ZM156 38V39H157ZM204 38V37H203ZM220 39H222L221 37H219ZM224 38V37H223ZM227 38H228V36H227ZM230 38V37H229ZM244 38V37H243ZM45 39H47V38H45ZM152 39V38H151ZM154 39V38H153ZM205 39V38H204ZM237 39V38H236ZM236 39H235V41H236ZM123 40V39H122ZM170 40H172V39H170ZM234 40V39H233ZM232 40V41H233ZM238 40V39H237ZM101 41H102V39H101ZM169 41V40H168ZM222 42H223V39L221 40ZM226 41H228V40H226ZM241 41H242V39H241ZM240 41V39H239V43L241 42ZM65 42V43H64ZM155 42V41H154ZM225 42V41H224ZM229 42V41H228ZM234 42V41H233ZM114 43V42H113ZM117 43V42H116ZM171 43H174L173 41L171 42ZM175 43H177V42H175ZM201 43V42H200ZM63 44L65 45V46H63ZM115 44V43H114ZM233 44V43H232ZM244 44V43H243ZM4 45H6V43L4 44ZM77 45H79V46H77V47H80V48H76V46ZM99 45V44H98ZM171 45V44H170ZM204 45H205V43H204ZM240 45V44H239ZM119 46V45H118ZM117 46V47H118ZM167 46H169V45H167ZM172 46H175V45H173L172 44ZM246 46V45H245ZM113 47V46H112ZM122 47V46H121ZM124 47V46H123ZM202 47V46H201ZM235 47V46H234ZM97 48V47H96ZM115 48H116V46H115ZM119 48V47H118ZM168 48V47H167ZM169 48H170V46H169ZM203 48V47H202ZM235 48H237V46L235 47ZM111 49V48H110ZM110 49H108V51L110 50ZM117 49V48H116ZM116 49H114V50H116ZM122 49V48H121ZM230 49H232V46H231V48H229V50ZM244 49H246V48H244ZM95 50V51H94ZM126 50V49H125ZM142 50V49H141ZM236 50V49H235ZM241 50V49H240ZM110 51H112V50H110ZM121 51V50H120ZM123 51H124V49H123ZM127 51V50H126ZM143 51V50H142ZM156 51V50H155ZM154 51V52H155ZM237 51H239V50H237ZM245 51V50H244ZM113 52V51H112ZM122 52V51H121ZM137 52V51H136ZM148 52V51H147ZM150 52V51H149ZM230 52H231V50H230ZM246 52V51H245ZM105 53V57L103 56V53L102 54H100L99 53V55H101L102 57L101 58H103V59H106L107 57L109 58V54L106 56V52H104ZM109 53V52H108ZM114 53V52H113ZM120 53V52H119ZM123 53V52H122ZM128 53V52H127ZM144 52H142V54H143ZM156 53V52H155ZM154 53V54H155ZM157 53H158V51H157ZM116 54H118V53H116ZM116 54H114V56L116 55ZM133 54V53H132ZM138 54H140V53H138ZM145 54V53H144ZM159 54V53H158ZM226 54V53H225ZM234 54V53H233ZM61 55V54H60ZM98 55V56H99ZM112 55V54H111ZM129 55V54H128ZM145 55H147V54H145ZM149 55V54H148ZM150 55H152V57H153V54H150ZM186 55V54H185ZM228 55V54H227ZM230 56H231V54H229ZM156 56H157V54H156ZM155 56V57H156ZM164 56V55H163ZM63 57V56H62ZM117 57V56H116ZM136 57H139V56H137V54H136ZM141 57V56H140ZM151 57V58H152ZM161 57V56H160ZM225 57H229V56H225ZM232 57V56H231ZM240 57V56H239ZM64 58V57H63ZM115 58V57H114ZM158 58H159V56H158ZM233 58V57H232ZM103 59H101V60H103ZM145 59H147V58H145ZM154 59V58H153ZM153 59H152V61H153ZM156 59V58H155ZM154 59V60H155ZM164 59V58H163ZM226 59V58H225ZM229 59H230V57H229ZM228 59V60H229ZM65 60V59H64ZM140 60V59H139ZM139 60H138V63H139V65L140 64H142L141 62H139ZM142 60H143V58H142ZM142 60H140V61H142ZM167 61V59H164V61ZM223 60V59H222ZM233 60V59H232ZM1 61V60H0ZM63 61V60H62ZM66 61V60H65ZM107 61V60H106ZM105 61V62H106ZM135 62L137 61V60H134ZM148 61H150V59L148 60ZM147 61V62H148ZM156 62H158V60H155ZM161 61H162V59H161ZM219 61V60H218ZM230 61V60H229ZM143 62V61H142ZM163 62V61H162ZM169 62V61H168ZM225 62V61H224ZM236 62V61H235ZM238 62V61H237ZM236 62V63H237ZM145 63H146V60H145ZM152 64L154 63V61L153 62H151ZM159 63H161L160 61H159ZM151 64V65H152ZM163 64H165L166 65V69H167V66L169 67V65H167L166 64V62L165 63H163ZM209 64V63H208ZM225 64V63H224ZM240 64V63H239ZM66 65V64H65ZM112 65V64H111ZM137 65V64H136ZM143 66L142 67H144V63L142 64ZM156 65V64H155ZM155 65L153 66V67H155ZM159 65V67H163V66H160L161 64H158ZM158 65H157V68H158ZM171 65V64H170ZM227 65V64H226ZM231 65V64H230ZM67 66V65H66ZM104 66V65H103ZM138 66V65H137ZM145 66H146V64H145ZM148 66H149V63H148ZM147 66V70H146V72L148 71V67ZM173 66H175V67H177L176 65H173ZM229 66V65H228ZM233 66V65H232ZM81 67H86L87 68V72H85V74H84V77H78V73H79V68H81ZM114 67H116V66H110V67H108V69L110 70V71H113V73H114ZM139 67H141V66H139ZM156 68V67H155ZM161 68H159V69H161ZM165 68H163V70H165ZM170 68V67H169ZM172 68V67H171ZM170 68V69H171ZM174 68V67H173ZM173 68H172V71H174V73H176L177 71H175V69L173 70ZM206 68H210V66L208 67V66H206ZM205 68V69H206ZM218 68V67H217ZM131 69H135L134 67H132ZM141 69V68H140ZM139 69V70H140ZM150 69L151 70H154V69H152L151 67H150ZM204 69V70H205ZM231 69V68H230ZM239 69H240V67H239ZM245 69V68H244ZM103 70H104V72H103ZM126 70V69H125ZM137 70V69H136ZM143 70V69H142ZM150 70V71H151ZM157 70V69H156ZM169 69H167V71H165V73L166 72H171V71H168ZM177 70V69H176ZM207 70V69H206ZM209 70V69H208ZM207 70V71H208ZM217 70V69H216ZM219 70V69H218ZM220 70H221V68H220ZM226 69H224V71H225ZM78 71V72H77ZM110 71H108V72H110ZM127 71V70H126ZM133 71V70H132ZM158 71V70H157ZM156 71V72H157ZM187 71V70H186ZM185 71V72H186ZM202 71V70H201ZM237 71H238V68H237ZM76 72H77V74H76ZM116 72V74H114L115 76L116 75H118L117 74V71H115ZM125 72V71H124ZM136 73H138V72H141V70L140 71H135ZM134 72V73H135ZM145 72V73H146ZM155 72V71H154ZM155 72V75L157 74ZM181 72L183 73V71H182V69H181ZM199 72H200V70H199ZM198 72V73H199ZM204 72V71H203ZM218 72V71H217ZM222 72V71H221ZM107 73V72H106ZM106 73H104V74H106ZM118 73H119V71H118ZM143 73V72H142ZM188 73V72H187ZM197 73V74H198ZM201 73V72H200ZM109 74V73H108ZM128 74H130V73H128ZM132 74V73H131ZM144 74V73H143ZM142 74V75H143ZM151 74V73H150ZM152 74H153V72H152ZM159 74V73H158ZM162 74V73H161ZM161 74H159L160 76H162ZM176 74H180V73H176ZM175 74V75H176ZM194 74H195V72H194ZM204 74H206V73H204ZM212 74V73H211ZM215 74V73H214ZM218 74V73H217ZM83 75V74H82ZM103 75V74H102ZM126 75V74H125ZM133 75V74H132ZM132 75H130V76H132ZM137 75V74H136ZM146 75V74H145ZM144 75V76H145ZM148 75H149V73H148ZM163 75H165L166 76V74H163ZM168 75V74H167ZM169 75H170V73H169ZM182 75H184V73L182 74ZM187 75V74H186ZM190 75V74H189ZM200 75V74H199ZM207 75H208V73H207ZM106 76V75H105ZM120 76H122V75H120ZM144 76H142V79L144 78ZM152 76H154V74L152 75ZM156 76H158V75H156ZM155 76V77H156ZM160 76H158V78H160ZM193 76V75H192ZM117 77V76H116ZM128 77V76H127ZM136 77V76H135ZM140 77H141V74H140ZM148 77V76H147ZM147 77H145V78H147ZM170 77H171V75H170ZM169 77V78H170ZM194 77V76H193ZM196 77V76H195ZM194 77V78H195ZM197 77H198V75H197ZM90 78H92L93 80V87H92V89H88V87H86L87 85H86V82L84 81L85 79H87V80H89ZM103 78V77H102ZM106 78V77H105ZM120 79H122V77H119ZM125 78V77H124ZM129 78V77H128ZM131 78V77H130ZM145 78H144V80H145ZM149 78H150V76H149ZM148 78V81L150 80V81H153L152 80V78H154V77H151L150 79ZM166 78V77H165ZM171 78H174V80H175V78H176V76L174 77V75H173V77H171ZM190 78V77H189ZM192 78V77H191ZM194 78H192V79H194ZM101 79V78H100ZM110 79V78H109ZM111 79H112V77H111ZM109 80V81H111L110 83H112V80ZM116 79V78H115ZM119 79V80H120ZM136 79V78H135ZM164 79V78H163ZM182 79H184L183 77H182ZM188 79V78H187ZM198 79V78H197ZM196 79V80H197ZM105 80V79H104ZM107 80V79H106ZM114 80V79H113ZM127 80V78L124 80V81H126ZM129 80V79H128ZM139 80V79H138ZM141 80V79H140ZM155 80H157V77H156V79ZM159 80V79H158ZM157 80V81H158ZM160 80H162V78L160 79ZM159 80V81H160ZM171 79H169V81H170ZM173 80V81H174ZM176 80H178V79H176ZM195 80V79H194ZM194 80H190V81H194ZM245 80V79H244ZM116 81V80H115ZM122 82H123V80H121ZM133 81V80H132ZM136 81V80H135ZM164 82H166V83H169L168 82V79H167V81H166V79L165 80H163ZM173 81H172V83H173ZM180 81H182L181 79H180ZM185 81V80H184ZM189 81V80H188ZM188 81H186L185 83H183V84H188L189 82ZM201 81V80H200ZM203 81V80H202ZM221 81V80H220ZM106 82H108V81H106ZM120 81H118V83H119ZM138 82V81H137ZM137 82H135L136 84H138V85H140L139 83H137ZM144 82H146L147 84H148V82L147 81H144ZM161 82V81H160ZM158 83V84H160L161 86H162V88L164 87V88H166V85L167 84H165L164 83V86L161 84V83ZM197 82H199V81H197ZM115 83V82H114ZM117 83V85H122V84H118ZM141 83H143V82H141ZM150 83V82H149ZM152 83V82H151ZM150 83V84H151ZM171 82L169 83V84H172ZM207 82H205V85H206V89H208V90H210L209 88H207V85L209 84H206ZM129 84H130V82H129ZM153 85H154V81H153V83H152ZM157 83H155V85H156ZM158 84L156 85V86H158ZM199 84V83H198ZM92 85H90V86H92ZM115 85V84H114ZM127 85V84H126ZM125 85V86H126ZM138 85H136L137 86V88L139 87ZM142 85V84H141ZM149 85V84H148ZM204 85V84H203ZM110 86H111V84H110ZM119 86V87H120ZM125 86H123V87H125ZM135 86V87H136ZM144 86V85H143ZM170 85H167V87H169ZM200 86H201V84H200ZM216 86V85H215ZM106 87H109V86H106ZM113 87V86H112ZM116 87V86H115ZM119 87H117V88H119ZM128 87H130V86H128ZM141 87V86H140ZM153 87V86H152ZM155 87V86H154ZM205 87V86H204ZM120 88H122V87H120ZM127 88V87H126ZM143 88V87H142ZM142 88H139L140 90L142 89ZM145 88H146V86H145ZM148 88H150V87H148ZM195 88V87H194ZM198 88H199V86H198ZM202 88V87H201ZM200 88V89H201ZM110 89V88H109ZM109 89H107V90H109ZM128 89H130V88H128ZM127 89V90H128ZM139 89H138V91H139ZM144 89V88H143ZM214 89V88H213ZM215 89L217 90V88L215 87ZM92 90V91H91ZM111 90V92H112V89H110ZM110 90H109V94L107 93V94H105L106 92H104V94L103 95H101L104 99L105 98H107V99H109L110 98V94H111V92H110ZM132 90V89H131ZM148 91L149 90H152V91H150L149 93L151 94V92H153L154 91V93H155V96H156V92H155V88H153V89H147ZM198 90V89H197ZM197 90H195V91H197ZM204 90V89H203ZM203 90H200V93L203 91ZM208 90H204V91H208ZM218 90H219V88H218ZM217 90V91H218ZM101 91V92H102ZM113 91H115V88H114V90ZM126 91V90H125ZM135 91V90H134ZM137 91V90H136ZM137 91V92H138ZM144 91V90H143ZM194 91V90H193ZM192 91V92H193ZM211 92H213L212 90H210ZM215 91V90H214ZM75 92H76V94H75ZM131 92L132 91H130L129 92V94H131ZM140 92V91H139ZM144 92H146V90L144 91ZM222 92V91H221ZM73 93V92H72ZM113 93V92H112ZM147 93V92H146ZM154 93H152V94H154ZM198 93H199V91H198ZM199 93V94H200ZM207 93V92H206ZM215 93V92H214ZM217 93V92H216ZM218 93H220V91L218 92ZM254 93V92H253ZM99 94H101V93H99ZM124 94V93H123ZM127 94H128V91H127ZM148 94V93H147ZM159 94H160V92H159ZM192 94V93H191ZM191 94H189V95H191ZM205 94V93H204ZM212 94V93H211ZM211 94H210V97H211ZM72 95V94H71ZM70 95V96H71ZM161 95H162V93H161ZM164 95H165V93H164ZM198 95V94H197ZM206 95V94H205ZM215 95V94H214ZM217 95H219V94H217ZM257 95V94H256ZM124 96H125V94H124ZM126 96H128V98H129V95H126ZM132 96V95H131ZM133 96H135V95H133ZM140 96V95H139ZM155 96H153V98L155 97ZM194 96V94L191 96V97H193ZM77 97L79 98V99H77ZM123 97V96H122ZM145 97V96H144ZM157 97H158V94H157ZM198 97H200V95H198ZM198 97L197 98H194V99H198ZM204 95L202 96V98L204 99ZM206 97L207 98H209L208 97V95H206ZM205 97V98H206ZM101 98V97H100ZM127 98V99H128ZM139 98H141V97H139ZM169 98V97H168ZM207 98H206V101H207ZM123 99V98H122ZM126 99V100H127ZM131 99V98H130ZM141 99H143V98H141ZM147 99L148 98H145V100L147 101ZM157 99V98H156ZM156 99H155V101H156ZM171 99V98H170ZM190 99V98H189ZM202 99V101H205V100H203ZM252 99H254V98H252ZM76 100H78V101H76ZM110 100V99H109ZM132 100H133V98H132ZM132 100H130V104H131V102H132ZM144 100V101H145ZM161 100H163V98L162 99H160V101ZM165 100L167 101V98H166V95H165ZM191 100H193V98L191 99ZM108 101V100H107ZM114 101V100H113ZM116 101V100H115ZM122 101V100H121ZM120 101V102H121ZM143 101V100H142ZM160 101H156L155 103H156V105H157V102H159L160 103ZM197 101H199V100H197ZM110 102V101H109ZM127 102V101H126ZM125 102V103H126ZM168 102H169V100H168ZM172 101H170L169 103H171ZM194 102H195V100H194ZM114 103V102H113ZM113 103H110V104H113ZM198 103V102H197ZM196 103V104H197ZM99 103H97V105H98ZM101 104V103H100ZM99 104V105H100ZM121 104H124L123 102L121 103ZM167 104V103H166ZM207 104V103H206ZM76 105V104H75ZM119 105V104H118ZM126 105V104H125ZM125 105H122V106H125ZM140 105V104H139ZM153 105V104H152ZM111 106V105H110ZM148 107H149V105H147ZM146 106V108H148ZM151 106V105H150ZM160 106V105H159ZM163 106V105H162ZM198 107L200 106V105H197ZM197 106H193V108L194 109H197V110H201V109H198V108H196ZM262 106V105H261ZM72 107V106H71ZM97 107V106H96ZM109 106H107V108H108ZM126 107H128V106H126ZM138 106H136V108H137ZM155 107V106H154ZM161 107V106H160ZM202 107V106H201ZM204 107H206L205 105H204ZM259 107H260V105H259ZM100 108V107H99ZM98 107H97V109H99ZM102 108V107H101ZM112 108V107H111ZM111 108H109V109H111ZM129 108V107H128ZM140 108L141 107H139L138 108V110H140ZM143 108H145L144 106H142V108H141V110L143 109ZM145 108V109H146ZM151 108V107H150ZM150 108H148V109H150ZM153 108V107H152ZM155 108H157V107H155ZM103 109V108H102ZM125 109V108H124ZM135 109V108H134ZM154 109V108H153ZM157 109H159V107L157 108ZM156 109V110H157ZM204 110H206V108H203ZM95 110V111H94ZM100 110V109H99ZM106 110V109H105ZM128 110V109H127ZM197 110H195V111H197ZM98 111V110H97ZM107 111V110H106ZM146 111H148L147 109H146ZM149 111H151V110H149ZM154 111H155V109H154ZM72 112V111H71ZM100 112H102V111H100ZM108 112V111H107ZM105 113V112H103V114H104V116H106V114H108V113ZM113 112H115V110L113 111ZM112 112V114H114ZM118 112V111H117ZM129 112V111H128ZM128 112H126V113H128ZM137 112V111H136ZM139 112V111H138ZM137 112V113H138ZM143 112V111H142ZM142 112H140V113H142ZM161 112H163V110L161 111ZM205 112V111H204ZM76 113V114H77ZM99 113V112H98ZM111 113V112H110ZM131 113V112H130ZM133 113V112H132ZM150 113V112H149ZM148 113V114H149ZM183 113V112H182ZM144 114V115H143ZM153 114V113H152ZM262 114V113H261ZM90 115H88L89 117H90ZM109 115V114H108ZM130 115V114H129ZM132 115V114H131ZM134 116H136L137 114L134 112V114H133ZM147 115V114H146ZM146 115H145V112L144 113H142V116L139 114V116L140 117H142L143 118V116H145L146 117ZM153 115H155V114H153ZM179 115H181V116H183V114H181V113H179ZM178 115V116H179ZM94 117H95V115H93ZM102 116V115H101ZM100 116V118L103 120V118H104V116L103 117H101ZM111 116V115H110ZM133 116V117H134ZM149 116V115H148ZM158 116H159V111H158ZM180 116V117H181ZM202 116V115H201ZM200 115H199V117H201ZM264 116V115H263ZM69 117H71V115L69 116ZM85 117L88 119H85ZM97 117H98V115H97ZM96 117V119H99V118H97ZM140 117H139V119H140ZM156 117H157V115H156ZM185 117V116H184ZM190 117V116H189ZM107 118L108 117H106V120H107ZM110 118V117H109ZM137 118V117H136ZM148 118H150V116L148 117ZM148 118H146L147 120H148ZM154 118V117H153ZM186 118V117H185ZM185 118H183V119H185ZM202 118H203V116H202ZM70 119V118H69ZM125 119V118H124ZM138 119V120H139ZM155 119V118H154ZM158 119H160L159 121H162L161 120V118H159L158 117ZM190 119V118H189ZM201 119V118H200ZM204 119V118H203ZM203 119L202 120H199V121H201V124L200 125H203V124H205V125H203L204 127H207V128H209V127H211L212 125L207 121H205L203 124H202V121H203ZM126 120V119H125ZM147 120H146V122H147ZM150 120H153L152 119V116H151V119ZM169 120H170V118H169ZM173 122L172 123H174L175 122V119L173 118ZM198 120V119H197ZM100 121V120H99ZM103 121H105V119L103 120ZM123 121V120H122ZM141 121V122H140ZM139 121V123L138 124H142V121L143 120H140ZM155 121H156V119H155ZM158 121V122H159ZM190 121H191V119H190ZM198 121V122H199ZM98 122V121H97ZM106 122V121H105ZM108 122V121H107ZM163 122H168V124H169V121H162L161 123H163ZM171 122V121H170ZM183 123H184V121H182ZM187 122V121H186ZM185 122V123H186ZM192 122V121H191ZM197 122V123H198ZM68 123H69V121H68ZM68 123H65V124H68ZM157 123V122H156ZM160 123V122H159ZM158 123V124H159ZM160 123V124H161ZM171 123V124H172ZM188 123V122H187ZM206 123H209L210 124V126L209 125H206ZM264 123V122H263ZM113 124V123H112ZM149 124V123H148ZM147 124V125H148ZM151 124H152V122H151ZM153 124H154V122H153ZM166 125V123H163V125ZM175 124V123H174ZM173 124V125H174ZM177 124V123H176ZM180 124V123H179ZM191 124V123H190ZM189 124V125H190ZM192 124H193V122H192ZM68 125H70V123L68 124ZM71 125H73V124H71ZM115 125V124H114ZM143 125L144 124H142L141 125V127L143 128ZM154 125H156L157 126V124H154ZM162 125V124H161ZM194 125V124H193ZM200 125H198L199 127H201ZM235 125V126H234ZM233 126L235 127V129H234V131L236 130V123L234 124ZM146 126V125H145ZM151 125H149L148 126V128H149V131L147 132L149 135V137H145V136H140V135H137L136 136V138H134L135 140H133L134 141V144L137 146V148H139V149H141V147L142 146H145V144L147 143V138H149V140L151 139L152 141H151V143L154 141L155 143H153V144H156L155 146H157V142H159V141H161V135L163 136V132H162V134L161 133H159V132H157L158 130H156V128H155V126H151ZM166 126H168L167 127V131H168V129L169 128H171V126L172 125H166ZM182 126V125H181ZM186 126V125H185ZM184 125H183V127H185ZM67 127V126H66ZM96 127V128H95ZM140 127V128H141ZM159 127V126H158ZM173 127H175L176 128V126H173ZM196 127V126H195ZM61 129H63L62 128V125H61V127H60ZM70 128V127H69ZM117 128V127H116ZM141 128V129H142ZM161 128V130H163L162 129V127H160ZM164 128H166V127H164ZM194 128V127H193ZM207 128H205L206 130H208ZM232 128L233 127H231V130H232ZM77 131H76V130ZM85 129H89L88 131V134L86 135L85 134V132H87V131H85L84 132V130ZM92 129V130H91ZM103 129H105V128H103ZM140 129V130H141ZM144 129V128H143ZM142 129V130H143ZM172 129V128H171ZM177 129V128H176ZM176 129H175V131H176ZM182 129V128H181ZM180 129V130H181ZM210 129V128H209ZM213 130H215L214 128H212ZM60 130V129H59ZM58 130V131H59ZM173 130V129H172ZM213 130H211V133L209 132V135H213V132H214V134L215 135H217L215 132H216V130L215 131H213ZM240 130V129H239ZM57 131V130H56ZM57 131V132H58ZM76 131V134L78 133V131L80 132L81 131V133H83L84 132V135H81V133L79 134H77V135H75V133H73V132H75ZM111 131V130H110ZM145 131V130H144ZM143 131V132H144ZM160 131V130H159ZM169 131H170V129H169ZM168 131V132H169ZM179 131V130H178ZM177 131V132H178ZM209 131V130H208ZM233 131V130H232ZM96 132V133H95ZM106 132V131H105ZM161 132V131H160ZM166 132V131H165ZM168 132H166V133H168ZM174 132V131H173ZM207 132V131H206ZM54 133V132H53ZM52 133V134H53ZM70 133V132H69ZM98 133H100V132H98ZM110 133V132H109ZM112 133V132H111ZM121 133V132H120ZM179 133V132H178ZM178 133H176L177 135H179ZM55 134V133H54ZM60 134H63V132L62 133H60ZM71 134V135H72ZM91 134V133H90ZM92 134V135H93ZM102 134V130H101V133H100V135ZM104 134V133H103ZM161 134V135H160ZM165 134V133H164ZM168 134H171V132L170 133H168ZM167 134V135H168ZM206 134H208V133H206ZM58 135H59V132H58ZM64 135H69V134H65L64 133ZM94 135V136H95ZM166 135V134H165ZM208 135V139L210 138L211 139V137L212 136H209ZM57 136V135H56ZM108 136V135H107ZM173 136H174V134H173ZM207 136V135H206ZM214 136V135H213ZM218 136V135H217ZM217 136H214V137H212V140L210 141V140H208V142L210 141V142H212V143H215V142H217V141H215V140H218L219 138L217 137ZM55 137V136H54ZM58 137H60V136H58ZM164 137V136H163ZM166 137V139L168 138V136H165ZM165 137L163 138L164 140H165ZM170 137V136H169ZM181 137V136H180ZM220 137V140L222 139L221 138V135L219 136ZM88 138H89V136H88ZM91 138H93L94 139V137L93 136H91ZM100 138H101V136H100ZM106 138V137H105ZM173 138V137H172ZM179 138V137H178ZM177 138V139H178ZM214 138H216V139H214ZM49 139V138H48ZM50 139L48 140L49 142H50ZM55 139H57L56 137H55ZM55 139H54V141H55ZM61 139H63V138H61ZM107 139V138H106ZM162 139V140H163ZM31 140H34V138L32 137V135H31ZM89 140H90V138H89ZM163 140V141H164ZM169 140H170V138H169ZM213 140H214V142H213ZM219 140V141H220ZM44 141H47V140H44ZM62 141V140H61ZM167 141V140H166ZM179 141V140H178ZM49 142H47V143H49ZM63 142V141H62ZM168 142V141H167ZM173 142H174V140H173ZM183 142V141H182ZM207 142V144H210V142L208 143ZM104 143H106V142H104ZM161 143V142H160ZM163 143V142H162ZM169 143V142H168ZM221 143H222V141H221ZM221 143H220V145H221ZM64 144V145H65ZM69 144H71V146L69 145ZM159 144V143H158ZM216 144V143H215ZM54 145H57V149H59V151H60V149H61V152L63 153L62 155V157H61V159L59 160H55L54 158H52V157H54V156H48V155H50V152H51V154H52V152H54V150H52L51 151V149H53L52 148V146H54ZM105 145V144H104ZM122 145V144H121ZM175 145H176V143H175ZM204 145V144H203ZM25 146V145H24ZM23 146V147H24ZM99 146H100V144H99ZM117 146V145H116ZM154 146V145H153ZM159 146V145H158ZM161 146H163L162 144H160V148L159 147H157L158 149L156 150V147H154L155 148V152L157 151L158 153H161V151H162V149L163 148H161ZM208 146V145H207ZM212 146V145H211ZM211 146H210V148H211ZM22 147V148H23ZM27 147V146H26ZM30 147V146H29ZM113 147V146H112ZM172 147V146H171ZM184 147H186V145L184 144ZM218 147H219V152L221 153V150L222 149H220V146L218 145ZM7 149H8V147H6ZM32 148V147H31ZM31 148H28L27 147V149H31ZM56 147L54 146V149H55ZM101 148H103V145H102V147ZM100 148V149H101ZM113 148H115V147H113ZM200 148V147H199ZM33 149V148H32ZM169 148H167V150H168ZM212 149H214V146H213V148ZM215 149H218L217 148V145H216V148ZM215 149H214V151H215ZM224 149V148H223ZM42 150H41V152H42ZM166 150V151H167ZM34 152H38V151H40V149H37V150H35V148H34V150H33ZM56 151V150H55ZM100 151V150H99ZM98 151V152H99ZM102 151V150H101ZM103 151H104V149H103ZM102 151V152H103ZM112 151V150H111ZM115 151V150H114ZM216 151H218V150H216ZM229 151V150H228ZM110 152V151H109ZM211 152V151H210ZM212 152H213V150H212ZM211 152V153H212ZM227 152V151H226ZM59 153V152H58ZM101 153V152H100ZM115 153H118L119 154V151L117 152V151H115ZM164 153V152H163ZM189 153V152H188ZM40 153H38V155H39ZM39 155L40 157L42 156V155ZM57 154V153H56ZM61 154V153H60ZM99 154V153H98ZM102 154V153H101ZM216 154H219V153H216ZM224 154V153H223ZM226 154H228V153H226ZM54 155V154H53ZM57 155H59V154H57ZM100 155V154H99ZM98 155V156H99ZM116 155V154H115ZM122 155V154H121ZM121 155H117V156H121ZM148 155V154H147ZM189 155V154H188ZM220 155V154H219ZM218 155V156H219ZM97 156V155H96ZM111 156V155H110ZM109 156V157H110ZM112 156H113V154H112ZM150 156V155H149ZM191 156V155H190ZM224 156V155H223ZM39 157V158H40ZM60 157V156H59ZM116 157V156H115ZM122 157H123V155H122ZM213 157V156H212ZM217 157V156H216ZM220 157V156H219ZM226 157V156H225ZM224 157V158H225ZM53 160H52V159ZM56 158H58V157H56ZM96 158V157H95ZM120 158V161H121V157H119ZM119 158H117V159H119ZM213 158H215V157H213ZM222 158V157H221ZM228 158V157H227ZM37 159V158H36ZM35 159V162L37 161ZM41 159V158H40ZM85 159V158H84ZM83 159V160H84ZM85 159V160H86ZM89 159V158H88ZM87 159V160H88ZM92 159V161H93V159L94 158H91ZM102 159H103V157L101 156V162H103L102 161ZM124 159V158H123ZM216 159H218V158H216ZM20 160V159H19ZM82 160V159H81ZM86 160V161H87ZM96 160H98V159H96ZM94 161V162H98V161ZM100 160V159H99ZM108 160V159H107ZM110 160V159H109ZM115 160H116V158H115ZM125 160V159H124ZM219 160H220V158H219ZM223 160H225V159H221L220 161H221V163H222V161ZM227 160V159H226ZM85 161V162H86ZM89 161V163L90 162H92V161H90V160H88ZM111 161H113L112 162V164H110V165H113V163H114V160H112L111 159ZM119 161V160H118ZM117 161V162H118ZM218 161V160H217ZM39 162H43V161H38V164H40ZM84 162V161H83ZM101 162H98V163H100L101 164ZM109 162V161H108ZM107 162V163H108ZM213 162H216V161H213ZM225 162V161H224ZM17 163H19V162H17ZM77 163V165H75V164ZM88 163V162H87ZM98 163H97V165H98ZM110 163V162H109ZM128 163V164H127ZM219 163V162H218ZM226 163V162H225ZM47 164V165H48ZM86 164V163H85ZM104 164H106V163H104ZM117 164V163H116ZM217 164V163H216ZM220 164V163H219ZM223 164V163H222ZM42 165L43 164H41V168H42ZM44 165H46V164H44ZM75 165V167H73ZM109 165V164H108ZM48 166V167H49ZM86 166H88V164H86ZM85 166V167H86ZM95 166V165H94ZM101 166V165H100ZM102 166H103V164H102ZM114 166L115 165H113V168H114ZM91 167V166H90ZM107 167V166H106ZM209 167V166H208ZM37 168V170H38V174H39V169H38V167H36ZM35 168V169H36ZM108 168V167H107ZM106 168V169H107ZM131 168V169H130ZM46 170H49V168L47 169V168H45ZM99 169V168H98ZM110 169H111V166H110ZM32 170H34V168L32 169ZM32 170H30L32 173H33V171ZM37 170H36V172H37ZM41 170H43V171H45L44 170V167L41 169ZM109 170V169H108ZM113 170V169H112ZM115 170V169H114ZM105 171V170H104ZM35 172V174H37ZM49 172H50V170H49ZM107 172V174H108V171H106ZM109 172H110V170H109ZM41 173V172H40ZM45 173H46V171H45ZM34 174V175H35ZM37 174V175H38ZM89 174V173H88ZM106 173H105V175H107ZM102 175H103V173H102ZM109 175V174H108ZM43 176H44V174H43ZM96 176H97V178H96ZM104 176V175H103ZM40 177V176H39ZM144 177V176H143ZM33 178V176L31 177V179ZM190 178H191V176H190ZM34 179H35V177H34ZM38 177L33 181L34 183L36 182V184L38 183ZM41 179V178H40ZM188 179H189V177H188ZM186 180V182L185 183H187V181H190V180ZM84 180H86L87 181V188H82L83 190H82V193H81V196L79 195L80 193H77V188L80 190V192H81V185L80 184H82V181H84ZM107 180V181H106ZM193 180V179H192ZM41 181V182H40ZM39 182H40V184L42 183V181L43 180H40ZM194 181L195 180H193V183H194ZM85 182V181H84ZM139 182H140V185H139ZM190 182H192V181H190ZM189 182V183H190ZM198 182V181H197ZM32 183V182H31ZM95 185H94V184ZM44 184H46L45 182L43 183V184H41L42 186L44 185ZM195 184H196V182H195ZM38 185H39V183H38ZM80 185V186H79ZM83 185V184H82ZM84 185H85V183H84ZM190 185V184H189ZM192 185V184H191ZM191 185H190V187H191ZM35 186V185H34ZM40 186V185H39ZM39 186H38V188H39ZM42 186H40V187H42ZM93 187V189H91L90 187ZM188 186V185H187ZM187 186H185L186 188H187ZM192 186H195V185H192ZM37 187V186H36ZM149 187H151V190H148V188ZM185 188V189H186ZM189 188V187H188ZM187 188V189H188ZM194 188V187H193ZM192 188V189H193ZM35 189V188H34ZM40 189H42V188H39V190L37 191V192H40ZM190 189V188H189ZM194 189H196V188H194ZM194 189L192 190L193 192H194ZM36 190H37V188H36ZM36 190H35V192H36ZM90 190H91V192H90ZM32 191V190H31ZM30 191V192H31ZM43 191H46L47 192V190H44L43 189ZM49 191V190H48ZM35 192H31V194L32 193H34L35 194ZM71 192H73V194L75 195V193L74 192H76V194H78V195H75L76 197H74V198H71V197H73V196H69L70 194L69 193H71ZM47 193H49V192H47ZM173 192L171 191V193L170 194H172ZM46 195V194H45ZM36 196V195H35ZM38 196V195H37ZM42 196H44V194L42 195ZM41 196V197H42ZM34 197V196H33ZM46 197H47V195H46ZM144 198V199H145ZM34 199V198H33ZM37 199H39L40 200V197L39 198H37ZM36 199V200H37ZM41 199H43V197L41 198ZM42 201V200H41ZM85 201H87V202H85ZM33 202H34V200H33ZM82 202H85V203H82ZM35 203V202H34ZM86 204V205H85ZM50 206V207H49ZM49 207V208H48ZM56 208V209H53V208ZM129 207V206H128ZM106 208H109V209H111L109 212H106V215H104V213H103V217H102V220H101V218L99 219V221H97L96 222V218H97V216L100 214V213H102V212H105L107 209ZM24 210V209H23ZM104 210V211H103ZM108 211V210H107ZM30 213V214H31ZM41 213V214H42ZM16 214V213H15ZM17 214H18V212H17ZM29 213L28 214H26V215H30ZM102 215V214H101ZM32 216V215H31ZM36 216V215H35ZM35 216H34V218H35ZM49 216H52V218L49 220ZM100 216V215H99ZM30 217V216H29ZM28 217V218H29ZM49 217V218H48ZM26 218V217H25ZM31 218V217H30ZM37 218V216H36V219H38ZM81 218V217H80ZM79 218V219H80ZM15 219H16V217H15ZM22 219V218H21ZM36 219H34V220H36ZM40 219V218H39ZM55 219V220H54ZM31 220V219H30ZM41 220V219H40ZM39 220V221H40ZM24 221H26V220H24ZM28 221V220H27ZM42 221H45V219L43 220L42 219ZM41 221V222H42ZM53 221H57L56 223H54ZM88 221H89V223H88ZM36 222H38V221H36ZM38 223H40V222H38ZM65 223V222H64ZM16 224V223H15ZM19 223H17V225H18ZM82 224V223H81ZM82 224V225H83ZM93 224V225H94ZM39 225V224H38ZM58 225H61L60 223L58 224ZM92 225V224H91ZM91 225H89L90 227H91ZM36 226V225H35ZM85 226V225H84ZM87 226V225H86ZM37 227V226H36ZM39 227H40V225H39ZM39 227H37L36 229L35 228H32V229H35L36 230V232L37 231H39V230H41V229H39ZM42 227L43 228H45L43 225H42ZM122 227H123V225H122ZM121 227V228H122ZM23 228V227H22ZM41 228V227H40ZM78 228V227H77ZM98 228V227H97ZM103 228V229H104ZM107 228V229H108ZM56 229V226H54V228L52 229V230H55ZM57 229H58V227H57ZM56 229V230H57ZM86 229V228H85ZM103 229H102V231H103ZM21 230H23V229H21ZM29 230L30 229H27V230H25V231H28L29 232ZM44 230V229H43ZM43 230H41V232L43 231ZM46 230V229H45ZM51 230V231H52ZM77 230V229H76ZM75 230V231H76ZM98 230V229H97ZM121 230V229H120ZM25 231H23V232H25ZM31 231V233H33L34 234V230H33V232H32V230H30ZM47 231V230H46ZM79 230H77V232H78ZM82 231H84V230H82ZM87 231H89V230H87ZM86 231V232H87ZM94 231H95V229H94ZM93 231V232H94ZM100 231V230H99ZM35 232V233H36ZM40 232V231H39ZM40 232V233H41ZM48 232H50V231H48ZM54 232H56V231H54ZM77 232H75V233H77ZM86 232H84V234L86 233ZM106 232V231H105ZM22 232H20V234H21ZM38 233V232H37ZM40 233H38V234H40ZM43 233V232H42ZM51 233V232H50ZM57 233L58 232H56V236H58L57 235ZM80 233H82V232H80ZM79 233V234H80ZM92 233V232H91ZM104 233V232H103ZM102 233V234H103ZM29 234V233H28ZM44 234H46L45 233V231H44ZM60 234V233H59ZM78 234V233H77ZM77 234H75V235H77ZM78 234V235H79ZM87 234V233H86ZM90 234V233H89ZM101 234V233H100ZM23 235H27V233H24ZM41 235V234H40ZM39 235V236H40ZM51 235H53V232L51 233ZM74 235V234H73ZM21 236V235H20ZM29 236H30V234H29ZM38 236V235H37ZM46 236V235H45ZM47 236H48V234H47ZM55 236V237H56ZM80 236V235H79ZM86 236V235H85ZM87 236H88V234H87ZM93 236H94V234H93ZM95 236H96V233H95ZM18 237H19V235H18ZM18 237H16V238H18ZM24 237H26V236H24ZM23 236L21 237L22 239L24 238ZM28 237V236H27ZM26 237V238H27ZM36 237V236H35ZM52 237V236H51ZM70 237H72L71 235H70ZM76 237V236H75ZM20 238V239H21ZM25 238V239H26ZM44 238V237H43ZM43 238H41L40 240H42ZM53 238V237H52ZM84 237H82V239H83ZM89 238V237H88ZM37 239H38V237H37ZM45 239H47V237H45ZM44 239V240H45ZM60 239V238H59ZM59 239H58V241H59ZM77 239V241H78V239L79 238H76ZM91 239V238H90ZM36 240V239H35ZM55 240V242H56V240L57 239H54ZM67 240V239H66ZM71 241L70 242H72V239H70ZM75 240V239H74ZM73 240V241H74ZM84 240V239H83ZM87 240V239H86ZM92 240V239H91ZM34 241V240H33ZM36 241H38V240H36ZM35 241V242H36ZM43 241V240H42ZM47 241H48V239H47ZM64 241V240H63ZM63 241H59V242H63ZM40 242V245H41V241H39ZM39 242H37L36 244L37 245H39L38 243ZM43 242H45L46 243V241H43ZM52 242H53V240H52ZM70 242H68L69 244H70ZM64 243H66L65 241H64ZM67 243V244H68ZM74 243V242H73ZM50 244V243H49ZM59 244V243H58ZM69 244H68V246H69ZM64 245V244H63ZM63 245H62V243H61V245L60 246H57V248L58 247H63ZM72 245V244H71ZM34 246H35V243H34ZM66 246V245H65ZM68 246H66V248L68 247ZM49 248H50V246H48ZM53 247V246H52ZM56 247V246H55ZM64 248V247H63ZM58 249H60V248H58ZM57 249V250H58ZM51 251V250H50ZM52 252H53V249H52ZM52 252H50V254L52 253ZM55 252H56V250H55ZM58 252H59V250H58ZM60 252H62V250L60 249ZM59 252V253H60ZM49 253V252H48ZM54 253V252H53ZM52 253V254H53ZM63 254V253H62ZM49 256V255H48ZM53 256H55V254H53ZM52 256H50V258H51ZM60 257V256H59ZM50 258H48V259H46V262H50L51 260H49ZM52 258H54V257H52ZM51 258V259H52ZM47 260H49V261H47ZM53 260V259H52ZM55 260V259H54ZM56 262V261H55ZM55 262H53V263H55ZM56 264V263H55ZM91 264H92V260H91Z\"/></svg>",
    "mask_w": 264,
    "mask_h": 264
},
{
    "label": "crops",
    "instance_id": "obj_3",
    "mask_svg": "<svg viewBox=\"0 0 264 264\" xmlns=\"http://www.w3.org/2000/svg\"><path fill=\"white\" fill-rule=\"evenodd\" d=\"M225 162L210 170L194 196L197 205L193 221L203 228L200 237L193 238V242L188 239L186 250L180 242L170 240L172 255L165 250L168 245L158 241L147 263L264 264V141L239 143ZM122 225L118 255L121 264L127 256L128 239V230ZM180 232L173 228L171 234L179 237ZM175 247L187 255L180 252L182 256H177Z\"/></svg>",
    "mask_w": 264,
    "mask_h": 264
}]
</instances>
